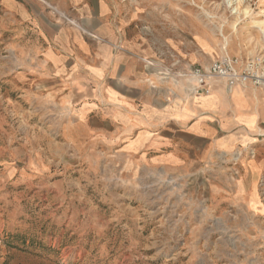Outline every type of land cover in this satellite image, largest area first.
Listing matches in <instances>:
<instances>
[{
	"label": "crops",
	"instance_id": "1",
	"mask_svg": "<svg viewBox=\"0 0 264 264\" xmlns=\"http://www.w3.org/2000/svg\"><path fill=\"white\" fill-rule=\"evenodd\" d=\"M153 2L0 0L5 67L27 95L56 106L81 160L188 178L203 184L192 198L206 213L264 225L262 94L223 82L194 92L182 68L196 58L180 33L152 37Z\"/></svg>",
	"mask_w": 264,
	"mask_h": 264
},
{
	"label": "rangeland",
	"instance_id": "2",
	"mask_svg": "<svg viewBox=\"0 0 264 264\" xmlns=\"http://www.w3.org/2000/svg\"><path fill=\"white\" fill-rule=\"evenodd\" d=\"M156 1L151 35H183L196 58L184 72L264 47V0ZM4 50L0 37V264H264V225L206 213L192 198L203 184L77 157L56 106L23 91Z\"/></svg>",
	"mask_w": 264,
	"mask_h": 264
},
{
	"label": "built area",
	"instance_id": "3",
	"mask_svg": "<svg viewBox=\"0 0 264 264\" xmlns=\"http://www.w3.org/2000/svg\"><path fill=\"white\" fill-rule=\"evenodd\" d=\"M51 8L57 11L55 7ZM68 20L78 25L76 21ZM182 74L195 81L193 90L196 93L207 90L214 82H223L229 89L252 86L261 92L264 103V47L246 57L225 53L207 67L194 66Z\"/></svg>",
	"mask_w": 264,
	"mask_h": 264
},
{
	"label": "bare ground",
	"instance_id": "4",
	"mask_svg": "<svg viewBox=\"0 0 264 264\" xmlns=\"http://www.w3.org/2000/svg\"><path fill=\"white\" fill-rule=\"evenodd\" d=\"M227 1V0H226ZM229 1V0H228ZM245 13H250V10L248 8H246ZM264 13V11H263ZM255 24L262 30V32L264 33V19L263 20H259L256 21Z\"/></svg>",
	"mask_w": 264,
	"mask_h": 264
}]
</instances>
